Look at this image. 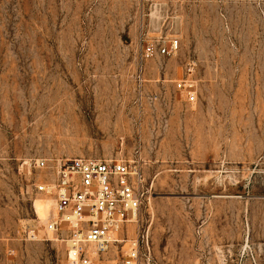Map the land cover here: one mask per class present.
<instances>
[{"label":"rangeland","instance_id":"374dc122","mask_svg":"<svg viewBox=\"0 0 264 264\" xmlns=\"http://www.w3.org/2000/svg\"><path fill=\"white\" fill-rule=\"evenodd\" d=\"M73 158L139 162L151 185L101 264L138 238L140 264H264V0H0V264H69L24 230Z\"/></svg>","mask_w":264,"mask_h":264},{"label":"built area","instance_id":"2783aa9c","mask_svg":"<svg viewBox=\"0 0 264 264\" xmlns=\"http://www.w3.org/2000/svg\"><path fill=\"white\" fill-rule=\"evenodd\" d=\"M178 49V40L158 49L148 45L143 56L147 60L156 54H174ZM194 70L189 69V76ZM176 87L186 93L189 103H196L197 91L191 78L182 79ZM34 166L48 168V160H37ZM52 170L55 181L38 186L37 190L55 199L57 212L42 226H27L26 238L37 241L41 233L47 238L52 234L65 244L69 264H101V257L107 255L111 244L120 243L115 237L137 220L149 201L151 185L141 164L122 158L109 161L73 158L57 160ZM141 255L138 238L131 242L120 264H140ZM149 257L148 254V263Z\"/></svg>","mask_w":264,"mask_h":264},{"label":"bare ground","instance_id":"6f19581e","mask_svg":"<svg viewBox=\"0 0 264 264\" xmlns=\"http://www.w3.org/2000/svg\"><path fill=\"white\" fill-rule=\"evenodd\" d=\"M52 200H53V203H54V206H53V210H54V214H56V201H55V199L53 198V197H51V196H49ZM137 219V218H136ZM135 218H134V220H136ZM46 221H47V219H46Z\"/></svg>","mask_w":264,"mask_h":264}]
</instances>
